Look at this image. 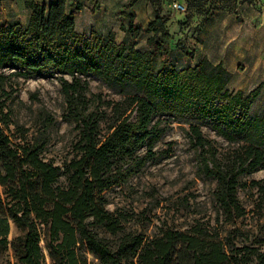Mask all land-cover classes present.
Segmentation results:
<instances>
[{
	"label": "trees",
	"instance_id": "1",
	"mask_svg": "<svg viewBox=\"0 0 264 264\" xmlns=\"http://www.w3.org/2000/svg\"><path fill=\"white\" fill-rule=\"evenodd\" d=\"M25 7V25L0 20V251L10 247L19 264H46V254L49 264H264V178L250 180L255 198L248 210L237 195L240 176L264 169V110L250 114L262 84L230 91L231 73L206 58L178 69L170 59L171 15L158 10L144 27L122 12L126 37L116 41L76 30L78 0H27ZM191 8L206 20L219 10L236 13L239 5L187 0L183 11ZM143 34L145 47L138 49ZM9 75L58 80L65 117L77 131L70 157L58 164L43 159L44 142L27 137L10 109L3 112ZM83 76L100 79L119 98L91 93ZM170 121L187 125L202 173L216 181L217 212L213 221L195 219L185 229L161 220L147 233L135 226L145 223L144 210L109 211L105 192L146 165ZM201 126L229 147L219 151ZM248 213L254 228L243 230L237 220ZM11 223L21 233L8 240Z\"/></svg>",
	"mask_w": 264,
	"mask_h": 264
},
{
	"label": "rangeland",
	"instance_id": "2",
	"mask_svg": "<svg viewBox=\"0 0 264 264\" xmlns=\"http://www.w3.org/2000/svg\"><path fill=\"white\" fill-rule=\"evenodd\" d=\"M78 1L80 9L76 15V30L87 35L90 31L105 36L120 34L119 19L122 12L133 14L134 21L142 26H146L147 22L154 18L155 10L162 16L170 14L167 26H178L179 32L182 33L176 43L177 49L172 55L174 62H182L179 66L197 61L198 53L195 54L196 49L193 47L196 48L200 43L199 36L203 33L206 44L201 51H206L213 59H220L228 70L234 72L231 81L233 87H242L247 93L248 89L252 90L259 83L262 84L258 96L252 101L250 114L262 111L264 0H254L249 4L236 0L239 5L238 12L219 10L206 20L193 8L182 11L174 7L175 3L178 6H186L187 0ZM24 3L23 0L0 1V20L14 19L24 22L27 16ZM200 27L203 28L202 31ZM145 36L143 34L138 39V49L145 47ZM160 65L161 61L156 58L154 69L157 70ZM2 72L9 74L11 70ZM81 78L87 82L91 93L100 94L104 100L119 98L100 79L92 76ZM7 82L12 84V91L5 101L3 112L10 109V120L28 128L27 137L36 136L44 142L41 153L43 159H52L58 164L65 157H70L77 131L72 121L65 117V104L58 80L55 77L22 78L9 75ZM6 90H9V87H6ZM105 110L108 113L109 109ZM163 125L166 130L155 144L154 155L146 165L122 185L114 186L105 192L109 202L106 208L109 211H114L116 207L129 212L144 210L141 219L145 223L135 226L147 233L152 232L154 224L161 220L166 221L168 225L185 229L195 219L213 221L217 212L216 203L213 201L216 181L202 173L197 152L187 137V125L172 121L164 122ZM201 131L213 141L219 151L229 147L227 142L208 126H201ZM13 133L18 135L14 129ZM13 140L18 141L15 138ZM143 153L144 149L141 151V154ZM261 178H264V169L239 177L237 195L247 210L251 208L255 198V189L249 188V182ZM57 183L64 185L65 178L60 177ZM149 218L150 221H147ZM254 224L255 219L251 213L237 220V226L243 230L253 229ZM20 233L21 231L11 223L8 238L13 240ZM40 244L42 245V242ZM45 262L49 264L47 254ZM94 262L99 264L96 260ZM0 264H19L10 247L0 251Z\"/></svg>",
	"mask_w": 264,
	"mask_h": 264
},
{
	"label": "crops",
	"instance_id": "3",
	"mask_svg": "<svg viewBox=\"0 0 264 264\" xmlns=\"http://www.w3.org/2000/svg\"><path fill=\"white\" fill-rule=\"evenodd\" d=\"M16 1H18V0H16ZM25 1H27V0H23V3L25 2ZM34 1H39V2H45V3H49V2H51L52 0H34ZM25 4V3H24ZM25 10H26V19L24 20V22H21V21H18V20H16V21H18V22H20L22 25H25L26 23H27V21H28V18H29V14H30V11H29V9L28 8H26L25 7ZM7 21H9V19H6ZM12 21H15L14 19L12 20ZM148 23V22H147ZM75 26H76V17H75ZM144 27V26H143ZM203 30V28L201 29V31ZM170 31H171V33H173V36H174V38L171 40V49H172V52H171V54H170V59H171V61L173 62V64L178 68V69H180V68H182V67H187V66H193V65H195L197 62H199L201 59H203V58H206L207 60H209L210 62H212V63H219V62H221L222 63V65L225 67V64H224V62L223 61H221L220 59H213V58H211V56H210V54H208L206 51H201V49L203 48V45H205L206 44V40H205V36L203 35V33H200V36H199V38H200V43H198V45L196 46V48L195 47H193L194 49H196V51H195V54H197L198 53V56H197V61L195 62V63H189V64H187L186 66H179V63H182L181 61H178V62H174L175 61V59H173L172 58V55L174 54V52L176 51V49H177V45H176V43H178L179 42V39L182 37V33H180L179 31H180V29H179V27L177 26V28H176V26H174V27H171L170 28ZM186 31V30H185ZM119 32H120V34H118V35H116L115 36V40L116 41H121L122 39H125V35H126V33L124 32V31H122V30H119ZM99 33V32H98ZM191 39V38H190ZM174 60V61H173ZM226 68V67H225ZM227 69V68H226ZM228 70V69H227ZM230 73H231V78H230V80H229V82H228V84H227V89L228 90H230V91H236V90H242V91H244V88H242V87H233L232 85H231V81H232V79H233V74H234V72L233 71H231V70H228ZM251 89H248L247 90V92L248 91H250ZM262 93H263V91H262ZM261 93V94H262ZM261 94H260V96H261ZM262 103L264 104V99L262 100ZM251 108H252V105H251ZM251 110V109H250ZM264 110V107H263V109H262V111ZM255 114H257V113H255ZM8 240H10L9 238H8Z\"/></svg>",
	"mask_w": 264,
	"mask_h": 264
},
{
	"label": "built area",
	"instance_id": "4",
	"mask_svg": "<svg viewBox=\"0 0 264 264\" xmlns=\"http://www.w3.org/2000/svg\"><path fill=\"white\" fill-rule=\"evenodd\" d=\"M174 7L178 10V9H180V10H184V6H178L176 3L174 4Z\"/></svg>",
	"mask_w": 264,
	"mask_h": 264
}]
</instances>
